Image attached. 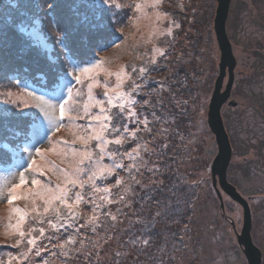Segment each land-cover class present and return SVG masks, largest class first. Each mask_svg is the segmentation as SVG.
Segmentation results:
<instances>
[{
  "label": "trees",
  "instance_id": "obj_1",
  "mask_svg": "<svg viewBox=\"0 0 264 264\" xmlns=\"http://www.w3.org/2000/svg\"><path fill=\"white\" fill-rule=\"evenodd\" d=\"M52 3L56 4L54 10L49 7ZM252 3L264 12V0H252ZM175 5L178 6L176 0ZM187 6L171 16L172 20L178 23L177 31L180 33L170 37L164 36L159 42L161 51L155 58L152 57L147 45L138 48L132 46L130 63L125 69V73L130 78L122 90L129 91L133 81L139 85L133 93L137 101L136 111L141 120L147 118L148 128L151 131L143 130V124L138 125L142 129L138 133V139L129 140L121 148L122 152L131 151L139 143L144 145L146 150H141L143 162L139 173H133L135 180L139 183H135L124 171L119 176L124 178V184L129 186L130 191L123 193V185L111 188L113 202L104 207L103 212H110L117 219L111 220L110 216H105L100 208H97L94 213L93 204L88 203L75 210L79 213L80 219L74 221V227L68 228L67 231L64 227H60L66 224L65 218L59 221L52 212L51 218L48 213L42 218L39 217L40 226L50 228L48 230L51 233H59L53 236L51 243L55 245L54 248L57 249L55 254L62 263L65 261V255L61 252L60 243L71 236L77 242L66 245V250L73 254V257H67L70 264H94L93 260L88 258L90 255L97 260L95 264H132L134 254L131 244L134 240L139 242L138 247L145 255L143 262L139 264H160L157 261L151 262L150 258L154 259V255L149 256L147 251H144L148 248L141 244L142 237L149 232L150 235L157 234L155 240L159 244L162 238L165 242L163 248L169 247L171 254H174L180 244L183 253L190 245L194 256L200 252L199 257H201L204 253L206 264H214L216 260L209 255V251L214 248L211 246L213 243L223 249L221 255L224 263L222 264H233L226 259V254L232 248L230 238H234L228 232L229 229L234 230L232 226L234 221L226 213L225 201L228 196L222 195L224 201V208H222L211 178L210 187L206 190L203 187L198 189L185 185L184 183H188L187 177L186 179L182 177L180 172L182 170L188 175L186 169L190 167V164H195L207 155L206 137L198 134V101L206 90V82L202 80L205 70L202 51L210 42L209 36L203 33L204 25L208 28L206 22L211 25V33L215 35L213 16L209 13L212 10L211 7L201 2L198 9L196 3L191 6L190 1ZM245 6L249 7V3L244 0H235V3H231L226 23L231 42L234 34L239 32V25L234 15L238 17L241 15L243 18ZM113 7V3L111 7L107 4L102 6L101 0H0V35L6 36L8 40L6 48L0 46V85L7 92L3 96L10 97L8 91L14 94L20 92L32 98L31 101L35 105L38 103L36 100L38 96L52 99L54 95H64L69 86L73 87L74 91L79 89V85L75 84L71 76L63 75L71 69L68 67L65 53L56 44L57 33L58 31L68 33L71 60L73 54L82 56L85 53L94 54L106 46L111 48L122 40L123 36L114 34L113 38H108L109 27L122 31L128 30L132 25L131 19L134 17H132V8L126 6L115 23L106 21L108 13H114ZM76 12L88 14L92 18L91 23L96 27L93 28L91 24H79ZM252 17L253 23H251L255 25L254 23L257 22L255 17ZM36 21L41 23V33L45 37L43 40L33 39L27 33L34 27ZM21 24L25 29L23 34L18 31V25ZM259 27L260 30L262 29L260 34L264 31V24L262 23ZM182 32L189 34L190 39L184 40ZM190 34L196 37L192 39ZM262 43L260 41V44ZM22 48L23 51H21ZM50 56L54 58V62L49 59ZM133 68L136 69L135 72L132 71ZM141 68L145 69L143 73L139 71ZM29 92L34 95L29 96ZM104 92L103 88L95 92L96 98L102 100ZM16 104L11 109V106L6 104V98L0 97V170L9 168L13 162L23 156L31 141L32 132L36 126H39L42 117L39 109L25 108L18 100ZM105 106L108 107L107 104ZM116 110L112 109L114 112ZM98 111V108H92L93 113ZM20 112H23L22 116L17 115ZM226 118L230 120L229 116ZM236 121L244 122V120ZM130 127L134 129L137 125L133 122ZM9 128L13 131L6 130ZM17 132L19 135L16 134ZM162 161L171 171L170 185L167 186L168 190L162 189L152 195V182L158 173L151 171V168L162 165ZM126 162L129 163L128 160ZM116 178L115 174L103 183L99 180L98 184L101 187H110L115 184ZM184 187H186L185 194L182 196L181 188ZM85 191L91 190L86 188ZM161 192L163 195L160 199L158 196ZM101 195L103 193L95 194L96 205L101 203L99 199ZM121 195L124 196L123 202H120ZM132 201L137 205L140 217L142 216L140 213L149 216V219L144 222L146 226L143 224L140 231L136 226L133 229L130 227L131 222L126 205ZM118 205L121 207H117ZM39 206L42 213L43 205L39 204ZM93 215H96L99 221L95 232L91 230V226L80 227ZM254 218L253 242L261 250L262 264H264V219L261 216ZM49 219L57 223L58 231L50 227L47 223ZM158 221L163 224L160 228L156 227ZM76 228H79L78 234ZM182 237L186 241L185 247L181 243ZM18 240L21 242L16 253L22 255L21 253L27 250L28 244L26 237H20L16 233L11 242L15 243ZM81 241L83 247H81ZM235 244L242 252L237 240ZM40 246L42 245L38 248ZM3 248L8 247L3 246ZM194 258L191 264L197 262ZM187 259L186 251V255H180L179 258L172 255L170 262L181 264Z\"/></svg>",
  "mask_w": 264,
  "mask_h": 264
},
{
  "label": "rangeland",
  "instance_id": "obj_2",
  "mask_svg": "<svg viewBox=\"0 0 264 264\" xmlns=\"http://www.w3.org/2000/svg\"><path fill=\"white\" fill-rule=\"evenodd\" d=\"M100 1V0H97ZM178 6L175 5V0H114V13H108L106 21L113 22V16H115V21H117L121 16V11L123 12L125 10L126 6H130L129 8H132V25L131 27L125 31H122L121 29H114L112 27H109L108 29V38H113L114 34H121L122 40H119L116 44H114L113 47H104L100 49L99 51L95 52L94 54L85 53L84 55L80 56L79 54H73L72 60L76 62L79 66H88V64L83 63L84 61H100V69L99 75L97 79L101 82L99 86L95 87L93 89V96L96 98L95 92L100 91L101 88L105 89L103 86L104 82L106 81L108 85L110 86L108 91H110L111 94V88H114L117 80L115 77L116 73H122V79L124 80L122 88L118 89V91H123L124 84L128 83L129 77L125 73L126 66L130 63V53L132 51V46L135 47H142L147 45L150 53L152 54V57L155 58L159 51H161V46L159 45L160 40L164 36H172L173 34H178L180 32L177 31L178 23H175V21L172 20L171 16L174 14L179 13L180 11L184 10L186 7H188V2L190 1L191 6L196 3L198 9H200V3L203 2V4H208L209 8L212 9L209 11V13L213 16V27H214V18L217 8V0H176ZM249 3V7H244L246 11L243 13V18L241 15L235 16L234 18L237 20V24L239 25V32L234 34V37L232 39V46H233V52L237 60V66L235 69V86L233 87V97L236 102H238L239 107L236 109L228 108L227 106L224 107L222 114L223 118L226 122H228V119L226 117L229 116L230 120H233V118H239L238 120H244L245 117H247L248 113H251V119H255L257 116L260 115L261 111H264V102L260 105V109L258 112L251 110L246 111V96L244 95V91L246 90V85L251 84L253 80H257L260 78L261 73L257 72L258 70L264 71V31L259 34L260 30L259 26H262V23L264 24V12L257 8L254 3H252V0H244ZM232 4L235 3V0H232ZM139 4L141 7L139 9L136 8V5ZM187 4V5H186ZM117 5H119L117 7ZM102 6H105V4L102 3ZM190 6V5H189ZM103 10L105 8L103 7ZM201 12V11H200ZM255 17V20L257 23H254L253 25V17ZM231 18V17H230ZM97 19V18H96ZM232 20V19H231ZM252 22V23H251ZM104 24V23H102ZM208 25H204L203 27V33L205 35H208L210 38L209 44L206 46V49L203 52V60H204V75L202 76V80L206 82V90L203 91L200 101H198V110H199V117H198V134L200 136H205V144L207 146V155H205L204 158H201L198 162L195 164H190V167H188L186 170L188 172V175L183 172H181V176L187 177V182L184 183L187 186H193L194 188H205V190L210 187L209 181L211 178V165L212 162L217 154V145L215 143V139L211 132L208 129L207 126V114H208V107L211 99L212 92L214 90V84L218 77V64L220 60V52L217 50V43L215 35H213L212 29L210 28L211 25L209 23H205ZM41 23L39 21L35 22L34 27L28 31L27 33L30 34V36L33 39H40L43 40L45 37L42 35L40 28ZM182 35L184 37V40L189 38V34H186L185 32H182ZM192 39H194L196 36L190 34ZM235 38V39H234ZM190 39V38H189ZM260 41L262 44H260ZM52 47L51 45H49ZM46 47V46H44ZM47 49L49 47H46ZM51 49V48H50ZM110 49V51H108ZM93 55V56H92ZM104 70H107V72L112 73V75H107ZM109 80V81H108ZM260 80V79H259ZM87 83L88 81L85 80V84L83 86L79 85V89L82 92V95L80 97H77V100L79 101V105L81 106V111L79 115H83L82 111V105L87 102ZM106 91V89H105ZM210 91V93H208ZM4 94H7L6 91L3 90L2 86L0 85V97L6 98V104L11 106V109L14 108L16 104V100L22 103L23 107H25V104L28 105V107L25 108H32L34 107V103L32 98H28L25 94H22L20 92L15 93L9 92L8 94L10 97L3 96ZM63 95V94H62ZM98 99V98H96ZM102 100H106L105 96H102ZM106 104V103H105ZM106 107V106H105ZM245 108V109H244ZM92 111V109H91ZM42 114V113H41ZM259 114V115H258ZM73 115H77L76 113H73ZM77 124L84 125L87 123V119H77ZM65 127L61 128L59 132H57L54 136H52L53 140H65L68 142L69 145H72L73 147L80 149L82 145L77 141L74 145L72 144L73 140L75 139L73 133L77 132L78 130L76 128H70L68 127V119L65 118L64 121ZM227 126L230 123H226ZM234 125L233 122L228 126ZM43 126V128H42ZM47 127V121L44 120L43 114L40 120L39 126L35 127V129L32 132V138L27 146V149L32 150V156L36 159L38 168L42 170L43 174H39L36 171H33L31 169H28L25 171L26 179L28 180V183L21 188L17 189V195L22 197L20 199H17L13 202L12 205H9L7 203V191L4 192V195L2 198H0V264H70L67 257L71 258L73 257V254L71 251H68V255L65 256V261L62 263L59 258L56 256L55 251L57 250L55 245L51 243V239L54 235H58L59 233H51L48 229L50 228H44L45 229V236L41 237L39 233V217L36 213L32 211L34 204L33 200H36V204L42 205V202L36 199L35 197H31L28 195L29 189H31L33 192H35L37 189L31 184L32 179H39L42 181V183L47 184L50 182V184L53 186L56 184H61L63 186L65 182V177L62 172L60 171H54L52 168V165H55L58 169H69L70 162L72 161L71 157V150L68 149V157L65 159V157L61 155L54 154L51 151H44L43 155L45 159H42L40 156H36L33 145L35 144L36 140L39 139V136L41 132L44 130V128ZM95 141L91 142V147L95 148ZM127 143V142H126ZM36 147H40L42 150H48L52 148L54 145L50 144L47 140L43 141L42 143L35 144ZM111 146V145H110ZM58 149L65 148V145H55ZM123 151V149L121 150ZM209 154V155H208ZM29 159L27 152L21 156L19 160L16 162H13L9 168L0 170V180H3L7 187H11V185L16 184L19 182V171H24L26 168V165L24 164L25 161ZM126 158L124 159V163L128 164L126 162ZM51 162V163H49ZM104 163H111V161L105 157ZM162 165L155 166L151 168V171L157 172L158 175L155 177L152 182V195L156 194L157 192L161 191L162 189L168 190L169 183V176H170V170H168L167 166L164 165V162H161ZM21 165H24V167H21ZM235 165V164H234ZM195 168V169H194ZM117 172L119 175L121 172H124V170L117 169ZM12 173H15L13 175ZM185 173V175H184ZM239 171H230V176L232 178L236 179L237 176H243V173L240 172V175L238 174ZM197 174V175H195ZM115 175V174H114ZM150 176V174H149ZM240 176V178H242ZM244 177V176H243ZM86 179V177H84ZM98 181L96 183L98 184ZM186 182V181H185ZM99 185V184H98ZM100 186V185H99ZM186 186V187H187ZM181 188L182 196L185 194V189ZM191 188V187H190ZM78 190V189H77ZM91 190V189H90ZM98 194V193H95ZM94 194V195H95ZM163 193L161 192L158 196L160 199L162 198ZM96 201V199H95ZM87 203H82L77 208H80L81 206L84 207ZM91 204V203H88ZM121 204V203H120ZM98 205V204H97ZM54 206H59L58 204ZM226 206V213L229 214L230 218L234 221V230H228L230 232V236L234 238H230V241L232 243V248L230 251L226 254L227 261L232 262L233 264H247V261L240 251V249L236 246L235 242L237 240L236 233H240L242 226H243V212L240 207L237 205L231 204L228 199L225 201ZM19 207L23 209L28 215L26 216L24 222L21 224L20 230L25 233L26 241L35 236L37 237V245L35 248H33L32 252H28V248L30 247L28 245V248L26 251L21 253L22 255L16 253L18 251V247L20 246V243L17 244V241L15 243L11 242L13 239V236L16 234V232L13 230V228L9 227V224L15 225L17 221V217L11 213L12 208ZM121 207V206H117ZM127 212L129 215V219L132 225V222L134 223L132 226L130 225L131 229H133L135 226L139 229L142 228L144 222L146 219H149V216L144 213L142 216H139L137 205L130 203L129 205H126ZM61 211L65 214L67 213L66 209L61 208ZM49 218L52 217L51 212L48 213ZM65 217H61L59 219L62 220ZM141 218V221H140ZM192 219V218H191ZM161 221V220H160ZM158 221L156 223V227L160 228L163 224ZM144 226H146L144 224ZM52 228V227H51ZM28 231H26V230ZM256 232V231H255ZM260 233V232H258ZM253 234V233H252ZM157 235V234H156ZM156 235H150L149 232L145 233L142 237L141 244L148 248L147 254L149 256L154 255V259L151 257V262H160V264H173L170 262L172 255L175 256V258H179L180 255H188V259L185 262H182L181 264H191L193 258L197 261L195 264H206L205 255L202 253L201 257H199L200 252L193 254V249L190 245H188L187 249H185V253L182 252L181 244L176 248L174 251V254H171V251L165 248H163L165 242L160 239V244L155 240ZM229 236V237H230ZM51 238V239H49ZM253 238V237H252ZM144 240H148L149 243L147 245L144 244ZM165 240V238H164ZM167 240H170L167 238ZM135 241V240H134ZM132 241V248H133V263L132 264H139L142 263L145 255H143V251L138 247L139 242ZM185 240L182 237L181 243L185 247ZM39 245L40 248H38ZM162 245V246H161ZM3 246L8 248H3ZM213 246L212 250L209 251V255L215 259L216 263L214 264H222L224 263V259L221 255V252H223V249L220 248L218 245L211 244ZM38 248V249H37ZM138 248V250H137ZM39 250L40 255H35V252ZM166 250V251H165ZM24 253H27V258H24ZM155 255H162L160 257H156ZM19 257V259H17ZM90 260H93L94 264L97 262L96 259L92 258L91 255L88 257ZM169 258V259H168ZM211 258V259H212ZM210 259V260H211ZM148 259V262H150ZM209 260V263H211Z\"/></svg>",
  "mask_w": 264,
  "mask_h": 264
},
{
  "label": "snow or ice",
  "instance_id": "obj_3",
  "mask_svg": "<svg viewBox=\"0 0 264 264\" xmlns=\"http://www.w3.org/2000/svg\"><path fill=\"white\" fill-rule=\"evenodd\" d=\"M103 4H107L111 7V4L114 0H101ZM119 5H117L118 7ZM53 10L56 8V4L52 3L49 5ZM141 6L136 5V8L139 9ZM78 23L79 24H91L93 28L96 27L95 24L91 23L92 18L85 13L76 12ZM98 19V17H96ZM115 16H113V23H115ZM18 31L23 34L25 29L24 26L18 25ZM56 44L60 49L65 53V58L68 61V67L71 71H66L63 73L64 76H71L75 84L83 86L85 80L87 83V102L82 105L83 115H79L81 111V106L77 97L82 95L80 89L73 90V87H67L64 95H54L52 99H45L44 96L36 97L38 103L34 105L35 108L39 109V112L43 114L44 120L47 121V127L41 132L39 139L36 140L35 144L42 143L47 140L50 144L54 145L48 150H42L40 147L33 145L34 152L36 156H40L42 159H45L43 153L44 151H51L54 154L61 155L67 159L68 149L71 150L72 161L70 162L69 169H58L55 165H52L54 171H60L65 177V182L63 186L61 184H56L53 186L49 183L44 184L39 179H32L31 184L37 189L33 192L29 189L28 195L35 197L42 202L43 212L41 213L39 208L40 206L36 204V200H33L34 207L32 211L37 214L38 217H43L45 214L52 212L54 213L57 220L61 217H65L66 224L60 225L64 227V230L67 231L68 228L74 227V221L80 219V215L74 209L81 205L82 203H91L93 204L92 211L96 213L97 208H100L103 212L104 207L108 204H111L112 196V187H120L123 185V193L130 191L129 186L124 184V178L119 176L117 169L124 170L128 173L129 178L132 179L135 183L139 181L135 180L133 173H139L140 167L143 162V157L141 155V150H146L144 145L137 143L136 147L132 148L131 151L122 152L121 148L129 140H137L138 133L142 131L138 125L143 124L144 129L151 131L148 128V120L145 117L143 120L140 119L139 114L136 111L137 101L133 97V93L138 89L139 85L135 84V81L132 82L129 91H118L122 88L124 80L122 79V73H116L115 77L117 83L114 88H111V94L108 83L105 81L103 86L106 91L104 96L106 100H98L93 96V89L100 85V81L97 79L99 75L98 69H100V61H84L83 63L88 64V66H79L75 61L69 58L70 49L68 47V33L64 31H58ZM0 46L7 47L8 40L4 35H0ZM103 46V45H102ZM23 51V48L21 49ZM163 54V53H161ZM50 60H53L51 56ZM107 75H112V73L104 70ZM133 72L136 71L135 68L132 69ZM141 73L145 69H139ZM130 78V77H129ZM23 83V82H21ZM71 83V82H70ZM26 87V85H25ZM29 96L34 95L29 92ZM105 103L108 107H105ZM147 103V102H145ZM25 107H28L25 104ZM98 108L99 111L93 113L92 108ZM117 109L115 112L112 109ZM76 113L77 115H73ZM17 115H23V112L18 113ZM68 119V127L76 128L78 131L74 132L73 135L75 139L72 144L74 145L77 141L82 145L80 149L69 145L65 140H53L57 132L61 128L65 127L64 121L65 118ZM87 119V123L84 125L77 124V119ZM135 122L137 125L136 128H131L130 125ZM43 128V126H42ZM8 131H13V129H6ZM19 135V133H16ZM95 141V148L91 147V142ZM55 145H65V148L58 149ZM110 145H115V148L110 147ZM7 147V145H5ZM28 154L29 159L24 162L26 168L24 171H19V182L7 187L6 183L3 180H0V198L3 197L4 192L7 191V203L12 205L13 202L22 197L17 195V189L28 183V180L25 176V171L31 169L43 174L42 170L38 168L36 159L32 156V150L25 149ZM107 157L111 163H104V159ZM129 161L128 164H125L124 159ZM51 163V162H49ZM24 167V165H21ZM15 175V173H12ZM116 174L117 178L115 179V184L112 186H99L96 181L100 180L102 183L106 181L109 177H112ZM86 177V179L84 178ZM91 189V191L86 192L85 189ZM78 189V190H77ZM95 193H103L99 197L101 203L99 205L95 204ZM124 201V196H120V202ZM58 204L59 206H54ZM61 208L66 209L67 213L61 211ZM11 213L17 217L15 225L9 224L10 228L20 236L24 237L25 233L20 230L21 224L24 222L28 213L23 209L16 207L12 208ZM119 211V209L117 210ZM105 216H110L111 220L115 221L117 217L112 215L110 212H103ZM41 222H43L41 220ZM47 223L53 229L59 230L57 223H54L53 220L49 219ZM91 226L93 232L96 231V228L99 226V221L96 215L88 218L85 221L84 225L80 227ZM77 234L79 233V228L75 229ZM39 233L41 237L45 236V229L43 227L39 228ZM37 237L33 236L27 240V244L30 246L28 252H32L33 248L37 245ZM51 239V238H49ZM21 241H17L19 244ZM77 241L73 237H68L63 243H60V249L63 255L67 256L69 253L66 250V245L75 244ZM148 240H144V244L147 245ZM81 247H83V242L81 241ZM35 255L39 256L40 251L37 250ZM24 258H27V253H24ZM19 259V257L17 258ZM10 264V262H9Z\"/></svg>",
  "mask_w": 264,
  "mask_h": 264
},
{
  "label": "water",
  "instance_id": "obj_4",
  "mask_svg": "<svg viewBox=\"0 0 264 264\" xmlns=\"http://www.w3.org/2000/svg\"><path fill=\"white\" fill-rule=\"evenodd\" d=\"M231 0H217V8L214 18V33L220 51L218 77L214 84V90L210 99L207 114V125L215 137L217 154L211 165V179L213 187L219 197L221 207L224 208L222 192L237 202L243 208V226L240 233H236L237 243L242 248L247 264H262L261 250L254 244L251 229L252 218L248 202L236 191L227 180V170L232 158V148L225 130L221 109L228 101L234 82V70L236 58L231 42L227 35L226 22L229 16ZM228 75L225 90L223 83ZM235 107V102H230ZM234 228V224H232Z\"/></svg>",
  "mask_w": 264,
  "mask_h": 264
},
{
  "label": "flooded vegetation",
  "instance_id": "obj_5",
  "mask_svg": "<svg viewBox=\"0 0 264 264\" xmlns=\"http://www.w3.org/2000/svg\"><path fill=\"white\" fill-rule=\"evenodd\" d=\"M261 73L260 80L255 79L251 84L246 85L244 95L246 96V111H259L260 105L264 102V71L258 70ZM235 73V71H234ZM228 82V76L225 77L223 89ZM235 86V77L233 87ZM233 87L228 101L223 105L231 109L230 102H234ZM247 111V112H248ZM255 119H251L248 113L243 123L233 118L227 122L223 118L224 127L227 131L228 138L232 148V158L227 170V179L229 183L236 188V191L248 202L252 216V229L254 228V217L261 216L264 219V111ZM223 117V116H222ZM235 164V165H234ZM236 170L243 173L242 178L237 176L236 179L230 176V171ZM228 200L242 209L241 205L232 200L228 196ZM261 227V226H260ZM241 232V231H240ZM252 233V231H251ZM253 237V234H252Z\"/></svg>",
  "mask_w": 264,
  "mask_h": 264
}]
</instances>
